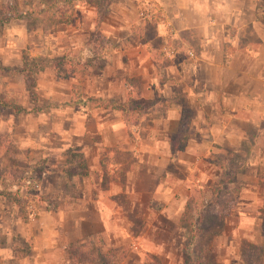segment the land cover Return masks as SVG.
<instances>
[{
    "label": "crops",
    "instance_id": "0c3cea01",
    "mask_svg": "<svg viewBox=\"0 0 264 264\" xmlns=\"http://www.w3.org/2000/svg\"><path fill=\"white\" fill-rule=\"evenodd\" d=\"M128 1L118 10L111 3L104 15L99 3L88 0H16L19 15L2 25L1 68H22L24 56L43 64H32L29 94L22 75L0 79V95L20 108L13 112L20 132L6 123L3 132L23 141L18 148L31 147L48 158L63 155L60 168L82 161V173L69 178L75 195L45 189L70 206L45 211L25 230L16 218L0 227V264H63L64 244L114 232L119 194L131 204L147 195L166 218L183 217L192 185L220 184L204 178L210 168L199 164L201 152L248 155L241 177L224 184L240 187V232H248L247 219L258 217V208L248 204L264 202V142L254 141L264 140V0H157L167 20L153 24L152 37ZM171 30L175 55L167 59L159 45ZM58 58L64 78L54 74ZM118 105L137 120L129 130ZM132 129L138 132L135 144L128 135ZM180 130L186 144L177 151L170 139ZM138 160L148 176L140 189L131 187ZM166 165L175 172L166 170L170 184L156 172ZM16 206L0 196V212Z\"/></svg>",
    "mask_w": 264,
    "mask_h": 264
},
{
    "label": "rangeland",
    "instance_id": "374dc122",
    "mask_svg": "<svg viewBox=\"0 0 264 264\" xmlns=\"http://www.w3.org/2000/svg\"><path fill=\"white\" fill-rule=\"evenodd\" d=\"M131 1L135 9L136 19L144 26V29L141 27L144 34L147 37H152L154 33L153 24L159 22L163 24L167 20L160 4L157 0ZM88 2L99 3L98 5L102 7L100 12L104 15L110 12L109 5L111 3L116 10L121 5L125 6L129 3L128 0H88ZM6 3L8 0H1V18L9 11L6 8ZM120 11L122 14L125 12V10ZM105 31H108L107 28L104 33ZM123 32L118 31L119 34H123ZM172 32L174 31L171 30V34L166 33L165 39L159 45L160 56L167 59H173L172 57L175 55V49L170 42V38L174 34ZM89 33L92 36L95 35L94 31H89ZM153 43L157 45L158 40H153ZM164 45L174 50L173 56H167L163 52L162 46ZM22 59L26 60V63L24 62L22 68H18L21 70L20 73L5 70V68L13 69L12 67H0V79L4 78L5 80V76L7 78L8 76L9 78L12 77L9 73L22 75V85L27 91L26 94H29L32 91L33 79H35L31 72L34 63L26 59V56ZM34 65L39 68L43 64L36 61ZM0 98L16 103L15 99L7 96L0 95ZM0 111V118L9 120L0 122V131H2L0 132V196L8 204L17 205L14 211L6 209L0 212V227L11 225L16 218L15 220L18 219L19 221L14 223L19 229L25 230L28 222L32 227L45 211H53L58 206H70L67 201L64 203L58 201L54 197L56 192L53 195V192H46L45 189L49 185L55 187L57 193L77 194L69 181L82 173V167H80L79 162H74L72 165L66 163L60 168L59 162L63 155L56 158L54 154H51L48 158L46 153L39 155L31 147L18 148V145L23 144V141L21 143V140L16 136L11 137L3 131L6 123L8 126L11 125L14 130L17 128V133L20 132L19 118L14 116L13 108L0 107ZM42 126V129H46V126ZM137 133L136 129H132L128 134L130 140H134V144L138 140ZM156 140L158 142L159 139ZM254 141L255 146L264 142L262 137H258ZM254 141H249L251 146L246 147L248 149L253 148ZM255 146L254 148H256ZM182 156L185 157V154ZM197 157L200 158L199 164L204 166L208 164L210 168V171L205 173L204 178H218L220 184L209 188L192 185L193 199L186 203L181 218H166L164 212L157 208V203L148 202L147 195L139 198L141 200L135 204H131L128 197L119 194L117 197L119 211L112 224L114 232L112 234L102 233L90 238V241L98 249L101 262H105L103 259L105 255L110 260L107 257L105 259L111 264H190V262L193 264H204V262L209 264H238V260L244 264H264V202L257 200L248 204L249 208L254 207L253 210L258 208V217L247 219L245 226L248 232L242 233L237 229L239 219L235 211L238 207L237 195L240 187L224 184L233 180L234 177H241L239 172L243 162L248 160V155L243 152L229 155L219 150L210 154L201 152ZM54 165L57 166L54 167ZM133 167L136 173L133 177L134 185L132 184L131 187L135 186L136 189H140L142 184L148 183V176L144 174L147 170L140 160ZM166 170L174 172L172 165H166L165 168L158 169L156 172H159V176L167 184H170L168 177H165L167 175ZM26 180L36 182L38 187L36 189L31 188V185L25 184ZM147 203L150 208L146 207ZM29 204H32L31 211L35 212L33 219L29 218ZM131 205L134 207L129 208ZM189 217L192 218L191 223L187 220ZM0 243L2 242L0 241Z\"/></svg>",
    "mask_w": 264,
    "mask_h": 264
},
{
    "label": "trees",
    "instance_id": "16d2710c",
    "mask_svg": "<svg viewBox=\"0 0 264 264\" xmlns=\"http://www.w3.org/2000/svg\"><path fill=\"white\" fill-rule=\"evenodd\" d=\"M7 9L9 10L8 13L4 17H0V28L1 25L6 22L7 20L11 18H15L19 15L16 11V0H8V3H6ZM5 70L13 73H20V69H11V68H5ZM54 74L57 78H64L68 74L64 70L63 66V58H58L54 62ZM77 77V76H76ZM77 89V86L72 85L71 91L75 93ZM0 107H10L13 108L15 112H19L20 108L16 107L14 103L7 99H1L0 98ZM119 110L122 113V120L124 123V126L127 130L133 125L137 124L136 119H131L130 116L127 115V113L124 110L123 105L117 106ZM174 137V136H173ZM170 139V146L177 151H182L185 144H186V134L183 130H180L174 138ZM80 162V161H79ZM79 165H82V161L79 163ZM26 198V197H25ZM27 200V199H26ZM189 223L192 222V218L187 219ZM61 253L63 257V264H111L110 261H107L105 259L108 256H103V259L105 262H101L100 255L98 254V249L94 245V243L90 240H74L70 241L66 244H64L61 247ZM108 260H110L108 258ZM190 264H193L190 262ZM204 264H209L205 263Z\"/></svg>",
    "mask_w": 264,
    "mask_h": 264
},
{
    "label": "built area",
    "instance_id": "2783aa9c",
    "mask_svg": "<svg viewBox=\"0 0 264 264\" xmlns=\"http://www.w3.org/2000/svg\"><path fill=\"white\" fill-rule=\"evenodd\" d=\"M141 7H143V6H141ZM162 50L167 56H173V54H174V50L171 47L164 45V46H162ZM25 184L31 185V188H33V189H36L38 187V184L36 182H30L29 180H26ZM31 210H32V204H29L28 205L29 218L33 219L35 216V212L31 211Z\"/></svg>",
    "mask_w": 264,
    "mask_h": 264
}]
</instances>
